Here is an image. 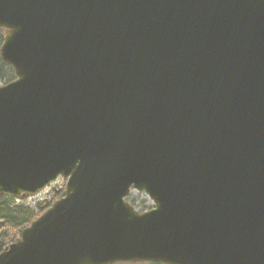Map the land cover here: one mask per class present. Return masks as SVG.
I'll return each mask as SVG.
<instances>
[{
	"label": "water",
	"instance_id": "obj_1",
	"mask_svg": "<svg viewBox=\"0 0 264 264\" xmlns=\"http://www.w3.org/2000/svg\"><path fill=\"white\" fill-rule=\"evenodd\" d=\"M0 30V196L66 180L0 264H264V0H0Z\"/></svg>",
	"mask_w": 264,
	"mask_h": 264
},
{
	"label": "trees",
	"instance_id": "obj_2",
	"mask_svg": "<svg viewBox=\"0 0 264 264\" xmlns=\"http://www.w3.org/2000/svg\"><path fill=\"white\" fill-rule=\"evenodd\" d=\"M2 33L0 32V39ZM0 82L6 83L13 79L12 72L7 65L0 61ZM64 189L56 190L54 194V200L51 203L38 204L35 208L25 207L23 205H16L13 200L0 196V232L9 229V234L0 233V252L14 242L22 229L27 227L32 221H34L40 214L48 209L55 201L63 197ZM35 209H39V213L35 214ZM156 264V263H150Z\"/></svg>",
	"mask_w": 264,
	"mask_h": 264
},
{
	"label": "rangeland",
	"instance_id": "obj_3",
	"mask_svg": "<svg viewBox=\"0 0 264 264\" xmlns=\"http://www.w3.org/2000/svg\"><path fill=\"white\" fill-rule=\"evenodd\" d=\"M0 45H1V39H0ZM0 74L4 75L3 71L0 72ZM3 84H5V83L0 82V85H3ZM64 185H65V180L58 179L54 184L49 186L46 190L42 191L38 195H36L34 197H30V198L29 197L25 198L21 201H14L13 200V202L16 205H23L25 207H29V208L33 209L38 204L41 205L43 203H51L54 200L55 191L63 189ZM127 201L139 211H146V210L150 209V207H151V203L146 199V197L143 194H138L134 191L130 193V195L127 198ZM38 210L39 209H35V214L39 213ZM8 230L9 229L6 228L5 230L1 231L0 233L5 232L6 234H9L7 232Z\"/></svg>",
	"mask_w": 264,
	"mask_h": 264
}]
</instances>
